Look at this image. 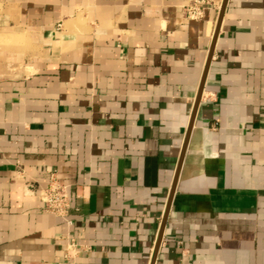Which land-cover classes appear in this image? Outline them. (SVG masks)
I'll return each instance as SVG.
<instances>
[{
  "label": "crops",
  "instance_id": "obj_1",
  "mask_svg": "<svg viewBox=\"0 0 264 264\" xmlns=\"http://www.w3.org/2000/svg\"><path fill=\"white\" fill-rule=\"evenodd\" d=\"M188 1L0 0V264H264V0Z\"/></svg>",
  "mask_w": 264,
  "mask_h": 264
},
{
  "label": "built area",
  "instance_id": "obj_2",
  "mask_svg": "<svg viewBox=\"0 0 264 264\" xmlns=\"http://www.w3.org/2000/svg\"><path fill=\"white\" fill-rule=\"evenodd\" d=\"M209 5V0H190L183 6L184 16L189 20L199 21L204 17ZM41 199L46 212L65 218L69 224H72L70 219L72 203L68 187L55 175L49 178L47 186L41 192Z\"/></svg>",
  "mask_w": 264,
  "mask_h": 264
},
{
  "label": "water",
  "instance_id": "obj_3",
  "mask_svg": "<svg viewBox=\"0 0 264 264\" xmlns=\"http://www.w3.org/2000/svg\"><path fill=\"white\" fill-rule=\"evenodd\" d=\"M226 3H227V0H224L223 6H222V10H221V14H220L219 21H218V25H217V29H216V33H215V37H214V41H213V45L211 47L210 54H209V61L211 60V58L213 56V52H214V48H215V42H216V38H217V35H218L219 27H220V24H221V21H222V18H223V14H224V10H225V7H226ZM205 79H206V71H205L204 77H203L202 82H201V87H200L199 94H198L197 101H196L195 111H194L193 117H192V123H191L190 129H189V134H188L187 141H186L184 149H183L180 165L178 167L177 175H176V178H175V181H174V184H173V187H172V191H171V194H170V200H169V204H168V208H167V213H166V216H165V219H164V222H163V227H165V225H166L167 214H168L170 205L172 203V200H173V197H174V193L176 191V185H177V181H178V178H179L181 164H182V161L184 159V155H185L186 148H187V145H188V138H189L190 131H191L192 126H193V121H194V118H195V115H196V111H197V108H198V105H199V102H200V99H201V94H202V91H203V88H204ZM159 246H160V241H159V243L157 245V248Z\"/></svg>",
  "mask_w": 264,
  "mask_h": 264
}]
</instances>
